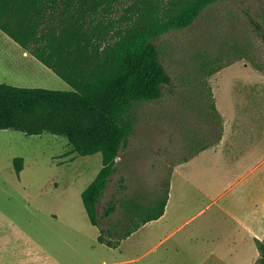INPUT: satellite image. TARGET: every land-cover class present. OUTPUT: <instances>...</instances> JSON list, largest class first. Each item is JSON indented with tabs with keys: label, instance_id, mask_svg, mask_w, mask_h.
<instances>
[{
	"label": "rangeland",
	"instance_id": "374dc122",
	"mask_svg": "<svg viewBox=\"0 0 264 264\" xmlns=\"http://www.w3.org/2000/svg\"><path fill=\"white\" fill-rule=\"evenodd\" d=\"M141 2L120 0L114 15L125 17ZM2 35L0 45L8 44V84L68 86L40 60L14 58L17 42ZM155 42L171 80L159 98L135 102L125 115L133 129L97 210L103 214L113 198L115 209L101 225L122 231L132 201L150 204L163 195L168 178L170 210L116 247L99 242L81 191L101 168V152H72L65 135L0 129V237L8 230L13 252L22 245V264H226L217 260V250L227 242L233 223L219 206L230 205L245 179L233 183L264 154V0H217L191 24L168 30ZM34 63L44 68L40 76ZM221 125L223 138L237 143L235 157L241 155L234 169L233 148L230 159L221 149L196 153L217 139ZM15 157L23 158L19 173ZM207 167L212 174L198 175Z\"/></svg>",
	"mask_w": 264,
	"mask_h": 264
},
{
	"label": "trees",
	"instance_id": "16d2710c",
	"mask_svg": "<svg viewBox=\"0 0 264 264\" xmlns=\"http://www.w3.org/2000/svg\"><path fill=\"white\" fill-rule=\"evenodd\" d=\"M141 1L118 17L114 13L120 0H0V29L71 87L0 82V129L65 135L72 152H101L102 166L81 198L90 222L98 227V241L112 247L160 217L168 198L169 178L163 195L150 204L132 201L122 231L117 225H101L115 202L110 199L101 215L97 204L133 129L125 115L135 102L159 98L171 80L155 40L188 26L217 0ZM14 168L22 170V157L14 158ZM255 244L260 254L256 264H264V239L255 238Z\"/></svg>",
	"mask_w": 264,
	"mask_h": 264
},
{
	"label": "crops",
	"instance_id": "0c3cea01",
	"mask_svg": "<svg viewBox=\"0 0 264 264\" xmlns=\"http://www.w3.org/2000/svg\"><path fill=\"white\" fill-rule=\"evenodd\" d=\"M1 32H3L5 36H8L3 30L0 29L1 36H4ZM3 41L8 42V39ZM11 51L16 52L17 54L14 58H18L21 61V58H33L32 62H34V59H37L33 54L25 50L18 43L16 47H12ZM11 59L13 58H10L9 60ZM32 66H35L36 69L40 70V72L37 73L38 76H40L42 74L41 71H43L44 68L38 65V63H34ZM8 77V44H5L0 45V82L8 83ZM68 86L70 85L68 84ZM68 86H64V89L68 88ZM221 126V131H219L220 134L217 136V139L212 143H207L201 146V148L196 152L197 155L204 154L208 150L216 152L221 149V151L219 152L224 154L226 158L230 159V148H233L235 157V149L238 148L237 143L235 141L229 142V140L223 138L225 130L223 128V125ZM240 159L241 155L239 153L232 161V169L235 168V165ZM252 163L253 164L249 167V169L233 183L240 184L241 179L244 178L245 183L243 185L245 187L242 190H239L235 196L231 197V202L228 207L219 206V210L225 212L226 215L229 216L230 219H232L233 223V227L231 228L232 232H230L229 236L225 238L227 242H221L222 247L217 250V260L226 262V264H256L258 258L260 257L259 251L255 244V238L260 240L264 239V154L261 156V158ZM207 168L198 171V175L206 176L204 175L205 172H208L207 175L212 174V169ZM188 181L189 179L185 178L183 183H188ZM221 194L222 193L211 199L206 204V206L212 203L214 204ZM181 195H183V192L181 193ZM172 199V180L169 179L168 198L164 207L163 214L156 219L147 221L146 223L164 218L166 216V213L171 208ZM203 210L204 207L200 208L196 213L191 215L184 222L195 217ZM184 222L173 228L165 236L172 234L175 229L179 228ZM9 239L10 240L8 241L7 230L3 233V237H0V264H22V245L17 244L16 251L13 252L14 242L10 237ZM253 246L255 248V251H253Z\"/></svg>",
	"mask_w": 264,
	"mask_h": 264
}]
</instances>
